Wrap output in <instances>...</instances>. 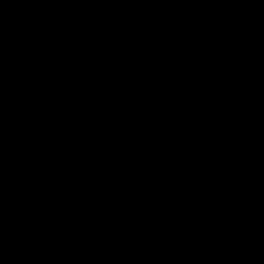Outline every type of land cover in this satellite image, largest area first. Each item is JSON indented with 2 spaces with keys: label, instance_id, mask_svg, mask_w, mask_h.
Instances as JSON below:
<instances>
[{
  "label": "water",
  "instance_id": "obj_1",
  "mask_svg": "<svg viewBox=\"0 0 264 264\" xmlns=\"http://www.w3.org/2000/svg\"><path fill=\"white\" fill-rule=\"evenodd\" d=\"M33 1L0 0V83L15 80L13 91L20 97L0 94V264H250L235 262L230 244L235 227L247 223L248 209H264V192L222 187L171 200L150 251L149 227L128 207L124 190L141 171L138 161L143 169H161L149 195L153 212L166 186L193 165L231 164L244 156L263 167L264 132L246 130L234 140L217 132L197 145L181 141L178 128L155 132L142 124L134 126L142 142L122 141L118 134L100 141L109 135V121L83 142L66 141L70 133L78 136L89 117L106 114L93 97L118 94L116 71L102 72V66L130 61L134 70L142 69L159 46L169 49L193 32L188 6L145 0L132 28L96 46L44 58L27 23L7 26L14 11ZM72 102L78 106L70 114L53 115ZM176 154L185 162L175 160ZM208 210L225 218L220 253L215 261L186 260L178 235L187 231L193 214Z\"/></svg>",
  "mask_w": 264,
  "mask_h": 264
},
{
  "label": "trees",
  "instance_id": "obj_2",
  "mask_svg": "<svg viewBox=\"0 0 264 264\" xmlns=\"http://www.w3.org/2000/svg\"><path fill=\"white\" fill-rule=\"evenodd\" d=\"M144 1L58 0L40 4L35 0L15 11L11 23L14 28L28 23L29 35L41 52H67L74 46H91L114 31L135 25ZM162 1L168 5L188 4L194 31L179 38L169 54L162 49L146 66L140 80L143 86L164 85L167 79L154 74L159 64L165 66L167 74L173 71L182 80L202 79L216 96L214 106L202 111L209 120L208 129L220 127L221 117L223 127L226 125L228 131L235 128L237 135L246 130L264 132V50L252 31L239 25L251 10L264 18V0ZM163 56L166 63H161ZM4 87L5 83L0 84V91ZM142 179L129 194L131 202H147L146 193L151 190L150 182L154 184V174ZM222 181L225 186L264 192V166L258 167L243 156L223 168ZM147 214L149 219L152 215ZM210 222L205 215L194 217L192 230L197 227L200 233L211 231ZM235 235L231 246L234 261L264 264V209H248L247 223L237 227Z\"/></svg>",
  "mask_w": 264,
  "mask_h": 264
},
{
  "label": "flooded vegetation",
  "instance_id": "obj_3",
  "mask_svg": "<svg viewBox=\"0 0 264 264\" xmlns=\"http://www.w3.org/2000/svg\"><path fill=\"white\" fill-rule=\"evenodd\" d=\"M163 3V1H162ZM164 4V3H163ZM179 5V4H175ZM188 6V4H183ZM17 11V10H16ZM15 11L10 15V19L7 23L9 29H15L12 27L11 19ZM141 13V9H140ZM188 15V10H187ZM28 24V23H27ZM21 26V25H20ZM134 26V25H133ZM133 26L121 29L117 31H125ZM241 26V25H240ZM238 27V26H237ZM245 27V26H244ZM247 28V27H246ZM249 29V28H248ZM250 30V29H249ZM30 31V28H29ZM194 31V30H193ZM251 31V30H250ZM116 32V31H114ZM192 33V32H191ZM191 33L184 35L186 37ZM111 34V33H110ZM109 34V35H110ZM109 35L102 37L97 43L91 46H74V47H93L102 42ZM180 37V38H182ZM179 39V38H178ZM178 39L176 41H178ZM174 41L171 45V48H166L159 46L156 49V54L153 56L152 60L148 62L142 69L134 70L133 62H121L115 61L110 64H104L101 68L102 72L105 71H116V76L121 81V86L118 90V94L115 98L101 97L96 95L93 97L92 102L97 105L98 109H103L106 114L95 113L92 117H89L86 123L78 129V136L73 134H68L66 136L67 142H72L77 140L78 142H83L87 138L92 137L96 134L102 127L106 126L109 121H112V124L109 125L110 132L106 137H100V141H111V135L118 134L122 141H127L129 143L142 142V140L137 136L141 129L134 126H141L142 124H147L149 130L155 132H162L167 127L178 128V133L181 134L179 138L181 141L191 142L197 145H202L209 143L214 139V134L217 132L223 133L229 140L237 139L236 129H230L228 131L225 129L226 125H222L221 117L219 118L221 126L208 129L209 120L203 116L202 111L206 110L208 107L214 106L216 101V96L214 90L205 86L202 79H188L182 80L180 77L173 71H169V74L165 71V66L159 64V67L155 68L154 74L157 76H163L166 78V82L160 88H152L151 86L145 87L141 83L142 72L157 56L163 49L165 53L169 54L172 52ZM38 47V45H37ZM39 48V47H38ZM40 50V49H39ZM69 51V50H68ZM67 51V52H68ZM41 52V51H40ZM66 52L55 50L53 52H41L44 58L49 57L52 54H65ZM161 63H166L167 59L163 56ZM5 87L0 91V94H9L14 100H20L19 95L14 93L13 86L15 80L5 79L2 83ZM130 84L134 85V90L128 89ZM138 87L142 91L138 90ZM140 91V92H139ZM78 104L72 102L70 104H62L56 107L53 111V115L66 116L70 114ZM176 107V108H175ZM176 133V132H175ZM232 133L235 136H232ZM123 135V136H121ZM170 150L169 148H167ZM178 162L184 163V159L180 155L173 156ZM233 164V163H231ZM231 164H211L208 166H191L190 168L184 171L182 176H177L172 182H170L166 188L163 190L160 201L157 204L155 210L151 212L152 200L149 199V195L155 191L157 186V180L163 171L159 168H145L138 161L136 166L141 168L136 175V179L128 185L124 190L128 196V207L133 211V213L141 214V220L143 223L147 224L150 222L151 217L148 219L147 212L157 213L158 218L152 219V222L156 221L155 228L152 230L149 227V234L155 235L156 228L161 220L162 213L167 209L168 204L171 200L178 198L180 196H196L201 191L191 193H184L182 190L176 189L181 182L185 180L187 176H194V180L198 177H202L203 182H205V190L208 189H220L221 187H215L221 180L222 170L225 166ZM145 167V166H144ZM154 174V184L150 182L149 186L150 191L146 193V203L142 202H131L130 193L141 183L145 177H151ZM225 187H236V186H225ZM240 188V187H236ZM243 189V188H242ZM179 191V195H174V191ZM245 190V189H244ZM148 206V208L146 207ZM205 216H216L215 227L211 231L205 233L192 232V220L194 217L201 218ZM214 219V217H213ZM149 221V222H148ZM225 223L224 215L217 212L216 210H208L207 212H199L192 215L191 222L187 231L183 234L178 235L179 241L177 247L180 250V253L183 255V258L191 261H208L210 262L211 256H217L220 253L222 242L220 239L221 231ZM235 227V234H236ZM236 237V236H235ZM235 239L230 244V247L233 245ZM155 246V238L153 241V250ZM152 247V245H151ZM152 250V251H153ZM204 254H207L206 258L193 259L192 257H202ZM232 254V247H231ZM216 257V259H217ZM215 259V260H216ZM212 260V261H215ZM245 261V260H244ZM242 262V261H235Z\"/></svg>",
  "mask_w": 264,
  "mask_h": 264
},
{
  "label": "rangeland",
  "instance_id": "obj_4",
  "mask_svg": "<svg viewBox=\"0 0 264 264\" xmlns=\"http://www.w3.org/2000/svg\"><path fill=\"white\" fill-rule=\"evenodd\" d=\"M239 25L249 28L252 31V33L254 34V36H255L257 42L260 44L261 48L264 50V18L262 17V15L258 11L251 10L246 15V17L241 20ZM128 89L133 91L134 85L130 84V86H128ZM138 90L142 91V89L140 87H138ZM140 184L141 183H139L138 185H140ZM178 185L179 186L176 189L182 190L184 193H191V194H193L194 192L203 191L206 188L205 182H203L202 177H198V178H196V180H194V176H192L191 179H190V176H187V178H185V180H181V182ZM221 186L225 187V185H223L222 176H221L220 182L215 187H221ZM178 190L174 191V195H179V193H182V192H179ZM146 207L148 208V206H146ZM156 217L158 218L157 213L155 215H153V213H152L151 220H150V227L152 230L155 228L154 227L155 225H153V224H156V222L152 223V219H154ZM213 217H214V219H213ZM215 217L216 216H207V219L211 221L210 226H213L212 228L215 227V222H216ZM197 219H199V218H197ZM194 223L197 224V222H194ZM192 227L194 228V225ZM196 228L192 232H198L197 230H199V229H196ZM198 233H200V232H198ZM152 236H153V234H151V235L149 234V236H148L150 248H151V245L153 246V242L150 241ZM152 241H153V239H152ZM150 251H151V249H150ZM206 255L207 254H204L203 257ZM198 257H196V258H198ZM216 257L217 256L212 255L210 260L211 261L215 260Z\"/></svg>",
  "mask_w": 264,
  "mask_h": 264
}]
</instances>
